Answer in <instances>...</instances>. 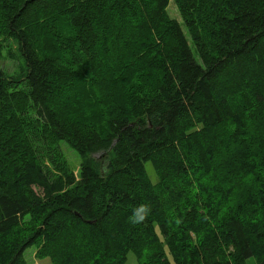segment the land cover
Segmentation results:
<instances>
[{
	"label": "trees",
	"instance_id": "16d2710c",
	"mask_svg": "<svg viewBox=\"0 0 264 264\" xmlns=\"http://www.w3.org/2000/svg\"><path fill=\"white\" fill-rule=\"evenodd\" d=\"M0 33L26 89L0 87V264L31 246L50 264H264V0H0ZM43 138L77 174L45 166Z\"/></svg>",
	"mask_w": 264,
	"mask_h": 264
},
{
	"label": "rangeland",
	"instance_id": "374dc122",
	"mask_svg": "<svg viewBox=\"0 0 264 264\" xmlns=\"http://www.w3.org/2000/svg\"><path fill=\"white\" fill-rule=\"evenodd\" d=\"M167 12L171 19H174L180 25L183 24L177 9L173 4V1H171V3L169 4ZM0 76L3 78V81L0 83V87L3 89L4 94L10 97L13 96L15 100L22 97V94H20L19 92H23L26 94L25 83L23 79L24 65H23V60L20 57V54L18 53L17 45L14 41L5 38L4 35H2L1 33H0ZM27 130L29 131V137L33 139V135L30 131V128ZM39 144L42 145V147H44L43 160L47 168H49L50 170L54 169L48 161V160H53L55 161V164H62L64 166H67V168L70 171H73L74 174H77L82 159H80V157L68 146H66L64 143L51 142L49 139H44V138L40 141ZM145 171L150 182L153 185H155L157 183V177L152 166L150 164H145ZM35 251H36V247L31 246L23 253V258L27 264H50L49 260L47 259L43 261L37 260L34 257ZM124 264H139V263L134 253L128 252ZM246 264H256V262L253 258H250L246 261Z\"/></svg>",
	"mask_w": 264,
	"mask_h": 264
},
{
	"label": "clouds",
	"instance_id": "9594fccd",
	"mask_svg": "<svg viewBox=\"0 0 264 264\" xmlns=\"http://www.w3.org/2000/svg\"><path fill=\"white\" fill-rule=\"evenodd\" d=\"M148 211V208L146 205H140L139 207L135 208L133 210V215L131 217H129L130 221L135 223L138 222L140 220H143L145 218L144 215L146 212Z\"/></svg>",
	"mask_w": 264,
	"mask_h": 264
}]
</instances>
